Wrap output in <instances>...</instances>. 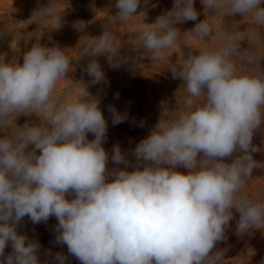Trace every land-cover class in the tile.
Instances as JSON below:
<instances>
[{
	"label": "clouds",
	"instance_id": "clouds-1",
	"mask_svg": "<svg viewBox=\"0 0 264 264\" xmlns=\"http://www.w3.org/2000/svg\"><path fill=\"white\" fill-rule=\"evenodd\" d=\"M201 4L214 13H251L254 23L264 24V0ZM140 5L141 0H116L115 16L127 21ZM197 19L194 0H174L170 10L147 24L153 27L137 33L133 26L130 34L153 61L160 60L181 39L176 25ZM190 32L201 39L213 35L205 19ZM115 39L105 29L93 40L83 69L92 84L106 82L96 57L107 54L109 66L117 65L110 54ZM234 39L216 51H189L169 68L188 93L185 110L173 120L160 119L136 145L131 171L119 145L111 161L124 167H107L108 125L100 98L88 94L62 102L54 97L72 64L64 49L35 44L22 64H0V130L14 115L39 117L18 135L0 137V264H40L38 242L16 230L26 216L33 224L54 216L56 243L66 245L81 264H221L224 251L213 249L226 239L233 210L239 213L238 232L260 229L264 203H253L241 191L253 169L264 168L253 158L261 152L253 139L264 124V75L237 72L230 59L238 51ZM108 111L113 126L128 119L115 106ZM29 145L34 147L26 151ZM234 153L239 155L226 163ZM9 242L12 252L5 257ZM66 259L55 255L58 264Z\"/></svg>",
	"mask_w": 264,
	"mask_h": 264
},
{
	"label": "rangeland",
	"instance_id": "rangeland-1",
	"mask_svg": "<svg viewBox=\"0 0 264 264\" xmlns=\"http://www.w3.org/2000/svg\"><path fill=\"white\" fill-rule=\"evenodd\" d=\"M115 3L116 0H0V64L13 61L22 64L23 54L35 44L48 47L59 45L64 49L72 64L66 78L58 82L54 97L62 102L87 99L88 94L100 98L99 107L108 125L107 139L103 143L109 155L107 167H124L111 161L112 149L114 145H119L130 162L128 170L131 171L137 163L132 154L136 145L151 133L160 119L173 120L185 110L188 93L183 81L174 79L169 68L182 61L189 51L193 55L201 51H216L225 46L229 37H235L233 42L238 51L230 59L237 72L264 75V24L254 23L251 13L231 16L226 14L227 9L214 13L205 9L201 0H194L198 19L178 23L176 27L182 33L181 39L164 50L163 59L153 61L136 36L130 34V29L135 26L139 33L144 28L153 27L147 24L155 23L157 17L170 10L174 0H149L147 4L141 0L135 16L127 21L115 16L118 11ZM261 6L264 7V4ZM204 19L211 25L213 35L201 39L190 31ZM105 29L116 37L110 54L118 63L110 67L107 54L96 57L106 82L92 84V78L83 69L91 59L88 55L93 40ZM110 105L121 113H127L128 119L113 126L108 111ZM38 122L39 117L35 115H14L0 130V137L5 134L16 136ZM141 123L142 127L139 126ZM88 139H94L93 134L88 133ZM253 143L261 148V152L253 153V158L264 163V124L257 130ZM32 147L29 145L26 151ZM236 155L239 153H234L225 162L231 163ZM178 170L186 173L183 168ZM241 194L253 203H264V168L253 169V175ZM66 198L72 199L74 194ZM233 216L226 229V239L217 242L213 251H224L221 264H262L264 225L246 233L238 232L239 213L233 210ZM57 224L54 216L47 223L38 224H33L26 216L16 230L26 235L28 240L38 242L40 264H58L55 260L57 253L67 257L65 264H81L68 253L66 245L56 243ZM11 252L9 242L5 257Z\"/></svg>",
	"mask_w": 264,
	"mask_h": 264
}]
</instances>
